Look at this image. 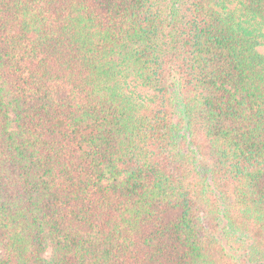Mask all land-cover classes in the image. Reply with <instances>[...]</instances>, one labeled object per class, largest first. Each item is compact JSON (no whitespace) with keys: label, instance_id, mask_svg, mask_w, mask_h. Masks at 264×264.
Wrapping results in <instances>:
<instances>
[{"label":"trees","instance_id":"obj_1","mask_svg":"<svg viewBox=\"0 0 264 264\" xmlns=\"http://www.w3.org/2000/svg\"><path fill=\"white\" fill-rule=\"evenodd\" d=\"M264 0H0V264H264Z\"/></svg>","mask_w":264,"mask_h":264},{"label":"rangeland","instance_id":"obj_2","mask_svg":"<svg viewBox=\"0 0 264 264\" xmlns=\"http://www.w3.org/2000/svg\"><path fill=\"white\" fill-rule=\"evenodd\" d=\"M260 52L264 55V48L260 49Z\"/></svg>","mask_w":264,"mask_h":264}]
</instances>
